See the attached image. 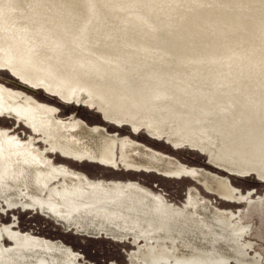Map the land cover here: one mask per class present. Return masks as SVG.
Listing matches in <instances>:
<instances>
[{
  "label": "rangeland",
  "instance_id": "rangeland-1",
  "mask_svg": "<svg viewBox=\"0 0 264 264\" xmlns=\"http://www.w3.org/2000/svg\"><path fill=\"white\" fill-rule=\"evenodd\" d=\"M4 1L8 6L14 5L13 9L23 20L10 25L8 15L11 13L6 7L0 8V92L14 93L19 98L13 106V116L0 114V133L6 132L10 139L19 138L21 146L32 141L42 155L41 165L50 161L54 170L67 168L80 178L68 183L66 177L59 176L55 171L41 184L38 181L40 175L32 173L35 163L32 159H24L23 148H14L12 142L3 147L0 191L13 184L22 192L15 204L0 198V264H3L4 254L13 255L24 264H64L61 255L65 251L75 255L74 264H264V183L261 182L264 181V99L260 102L253 97L248 99L252 106L251 117L239 108L243 104L238 101L240 95L236 94L245 89L252 91L253 81H257V86L264 84V61L256 67L252 61L239 57L236 60L241 63L236 67L228 63L229 69L225 74L209 77V81L201 77L191 78L198 84L206 83L205 86H190L192 89L205 95L214 94L211 99L220 96L219 100L223 102L217 114L221 117L213 120L202 117L200 126H195L190 136L182 138L176 128L162 133L154 128L149 118L121 112L125 96L132 98L133 108L147 105L144 100L147 91L133 78H122L108 86L105 84V75L112 76L102 68L103 60L94 54L92 47L95 42L101 48L111 43L125 46L127 42L123 36L113 42V33L106 27V19L96 3L93 4L94 22L83 28V34L79 38L75 36L73 41L68 38L72 30L71 20L66 21L53 9L46 8L44 0ZM117 2L129 4L125 17L143 10L141 4L135 1ZM24 6L30 9L29 15ZM160 11L168 21L173 20V10L166 7ZM148 18L152 22V18ZM125 26L126 21L122 20L119 34H123ZM70 44L71 47L68 46ZM42 49L52 59L58 55H79L84 72L75 70L69 84L61 86L51 84L47 74L27 71L26 66L16 61L8 63V53L39 55ZM260 52L264 53V45ZM103 59L129 64L125 59ZM125 72L132 74L129 69ZM159 80L165 81L166 78L160 76ZM86 81L93 88L85 86L86 90L81 92L70 90ZM160 87L162 91L153 88L159 95L152 106L173 112L175 103L167 95V85L162 83ZM207 88L212 91L204 92L203 89ZM93 89L97 92L92 93ZM32 101L39 108L52 110L50 113L57 127L56 132L40 134L28 121L20 119L18 114L26 115L25 104ZM98 108L102 110L98 111ZM253 118L260 119V122L259 126L251 129L248 125L253 123ZM71 121L76 123L71 124ZM216 121L219 126L214 128ZM241 123L246 126L240 127ZM207 129L213 130L212 137ZM245 129L258 132L262 141L252 140L248 148L242 150L240 137L244 136ZM92 139L114 144L113 167L79 152V148ZM129 144L141 148L145 157L154 155L156 162L180 167L184 172L179 176L167 175L154 167L127 165L125 158ZM206 153L212 161L211 165ZM238 162L246 168L234 170L231 164ZM186 171H201L226 180L235 199L210 192L204 182ZM29 179H34L35 184L42 188L41 193L35 195L38 188L26 186ZM111 182L117 188L110 185ZM137 183L164 199L169 212L188 211L190 217L183 219L184 228L190 225L193 234L188 235L182 229L170 234L166 220L153 230L159 238L149 234L131 239L101 233L87 234L94 233L89 232L94 230L93 225L87 224L93 227L86 231L72 224L84 214H100L105 205L116 200L140 202L142 197L130 192L131 186ZM193 189L199 192V201H210L219 211L234 215L228 230L218 228L204 237L200 235L208 227L194 202ZM29 202L37 204L31 208ZM239 225L246 227L245 234L240 237L233 232ZM16 235L23 239L30 236L34 245L26 241L19 244L15 240ZM49 245L59 246V253L51 250ZM222 246L233 253L231 259L222 256Z\"/></svg>",
  "mask_w": 264,
  "mask_h": 264
},
{
  "label": "bare ground",
  "instance_id": "bare-ground-1",
  "mask_svg": "<svg viewBox=\"0 0 264 264\" xmlns=\"http://www.w3.org/2000/svg\"><path fill=\"white\" fill-rule=\"evenodd\" d=\"M127 1L140 3L143 10L125 17L124 12L129 4L118 3L117 0H44L43 2L46 8L53 9L57 14L62 15L66 21L71 20L72 30L68 37L69 40H73L75 36L79 38L83 34V28L94 22L93 4L96 3L99 6L106 19V27L110 28L113 33V42L119 40L121 36L127 42L125 46H116L111 43L103 48L97 45L98 42H95V46L92 47L94 54L103 60L102 68L108 70V74L112 76L110 78L105 75V84L107 86L111 83L116 84L122 78L137 80L147 91L144 96L147 105L133 108L130 102L132 98L125 96L121 105V112L124 115L131 113L137 117L149 118L154 128L162 133H169V131L171 132L172 129L176 128L179 135L184 138L191 135L190 131L195 126H200L203 121L202 117L211 120L221 117L217 114V109L223 102L219 100L220 96L211 99L214 94L205 95L202 92H197L196 89H192L190 86H205L206 83L198 84L191 81V78L201 77L203 80L209 81V77L227 73L228 63L231 67L239 65L241 62L236 60L239 57L252 61L256 67L259 66V62L264 61V53L260 52L264 45V0ZM4 7L11 13V15H8L10 25H15L23 20L16 9H13L14 5L8 6L2 0L0 8ZM166 7L173 10V20L168 21L161 13L160 10ZM24 9L28 11V15L31 13L28 7L24 6ZM148 17L152 18V22ZM122 20L126 21V26L123 34H119ZM94 41L96 40L94 39ZM68 46L71 47V44ZM2 49L5 48L2 47ZM41 51L39 55L23 56L8 53V63L12 64L13 61H16L26 66L27 71L40 75L47 74L51 84L57 83L61 86L69 84L71 75L75 70L79 69L84 72L85 67L79 55H58L52 59L45 49ZM129 53L131 55H127ZM103 58L125 59L129 64L127 66L117 61L107 62ZM125 69H129L132 74L126 73ZM160 76H164L166 80H159ZM162 83L167 85L168 97L174 100L175 110L173 112H165L159 107L154 108L152 106L159 95V93L154 92L153 88L156 87L157 91H162L160 87ZM256 83L257 81H253L252 91L245 89L236 92L241 97L238 101L243 104L240 107L238 105V107L246 116L253 117L252 106L248 100L250 97L256 98L259 102L264 99V84L257 86ZM85 86H91L90 82L78 83L70 90L81 92L86 90ZM203 90L204 92L212 91L209 88ZM96 92L95 89L92 90V93ZM114 94L118 95L117 93ZM116 97L113 96V98ZM17 102H19V98L16 94L0 92V114L13 116V106ZM25 105L26 115L19 113L20 119L28 121L29 125L35 127L40 134L46 131L56 132L57 127L52 121V114L50 113L52 110L39 108L33 101ZM101 110V108H98V111ZM252 120L253 123H250L248 127L252 129V127L259 126L260 119L253 118ZM17 124L19 125V122ZM218 124L219 122L216 121L214 128H217ZM239 126L246 125L241 123ZM251 129H245L244 136L240 137V145L242 144L240 149L242 150L247 149L252 140L254 142L262 141L260 134ZM207 132L212 137L213 130L207 129ZM207 136L210 138L209 135ZM11 142L14 148H23L26 154L25 160L32 159L34 161L35 166L32 168V173L40 175L38 178L39 183H44L49 176L55 173L56 170L53 169V163L50 161H46L41 165L42 155L34 148L32 141L25 146H21L19 138L10 139L9 134L6 132L0 133V156L3 147ZM113 149L114 144L111 141L104 143L92 139L85 142L79 148V152L94 156L100 161L111 165L115 161ZM207 155L211 161L209 154ZM125 159L126 164L129 166H150L167 175L179 176L184 172L180 167L166 166L165 163L156 162L154 155H150L149 158L145 157V152L132 144L127 145ZM231 166L234 170L246 168L239 162L234 165L231 164ZM56 172L59 176L66 177L68 183L75 178H80L67 168ZM186 173L204 182L210 192L218 193L228 199H235V196L230 193V187L226 180L201 171H186ZM261 182L264 183V181ZM26 186L31 189L36 186L38 189L34 192L35 195L42 192V188L40 189L35 184L34 179H29ZM100 187L104 188L101 185ZM20 191L13 184L12 186L8 185L5 190L0 191V198L7 199L11 204H15L21 196ZM130 192L138 193L142 200L140 202L127 199L116 200L105 205V209L100 214H84L72 224L83 227L86 231L94 226V230L89 231L94 233L87 234H108L119 239H131L134 236L140 237L142 234H149L151 237L159 238L153 230L159 227L163 220H166L170 234L176 232L177 229L185 230L188 235L193 234L190 225L184 228L183 219L190 217L188 211L169 212L164 199L138 183L131 186ZM198 193L196 189H193L192 196L208 227V230L201 232L200 235L204 237L207 233L218 228L228 230L234 215L219 211L210 201H199ZM29 194L31 195L30 192ZM28 204L32 208L37 203L29 202ZM233 232L240 237L245 234L246 227L239 225V228L237 226ZM15 240L19 244L26 241L28 244L34 245L30 236L23 239L21 236L16 235ZM49 248L59 253V246L49 245ZM221 251L225 259L232 258L233 253L223 246ZM3 257V264H24L13 255L4 254ZM61 257L64 264H74L76 261L75 255L70 252L65 251Z\"/></svg>",
  "mask_w": 264,
  "mask_h": 264
},
{
  "label": "flooded vegetation",
  "instance_id": "flooded-vegetation-1",
  "mask_svg": "<svg viewBox=\"0 0 264 264\" xmlns=\"http://www.w3.org/2000/svg\"><path fill=\"white\" fill-rule=\"evenodd\" d=\"M70 123H71V124H74V123H76V122H72V121H71ZM89 161H91V160H89ZM91 163H96V162H91ZM102 163H104V162H102ZM102 163L97 162L96 164H98V165H103ZM104 164H105V163H104ZM107 165H108V164H107ZM53 166H54V165H53ZM111 166L113 167V165H111ZM106 167H107V166H106ZM109 184L111 185V184H113V183L111 182V183H109ZM113 185H114V184H113ZM114 186H115V188H117V187H116V186H117L116 184H115Z\"/></svg>",
  "mask_w": 264,
  "mask_h": 264
}]
</instances>
